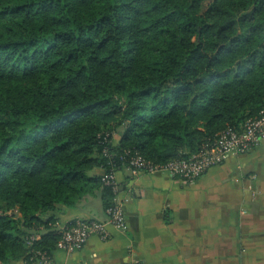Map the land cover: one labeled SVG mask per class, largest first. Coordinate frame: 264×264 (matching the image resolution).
<instances>
[{
    "label": "trees",
    "instance_id": "16d2710c",
    "mask_svg": "<svg viewBox=\"0 0 264 264\" xmlns=\"http://www.w3.org/2000/svg\"><path fill=\"white\" fill-rule=\"evenodd\" d=\"M263 107L264 0H0V264L52 255L84 196L112 205L98 168L187 157Z\"/></svg>",
    "mask_w": 264,
    "mask_h": 264
},
{
    "label": "crops",
    "instance_id": "0c3cea01",
    "mask_svg": "<svg viewBox=\"0 0 264 264\" xmlns=\"http://www.w3.org/2000/svg\"><path fill=\"white\" fill-rule=\"evenodd\" d=\"M116 176L126 227L109 223L108 239L92 234L74 252L56 247L55 264H264V138L194 182L128 167ZM77 218L107 219L100 194L64 207L55 227Z\"/></svg>",
    "mask_w": 264,
    "mask_h": 264
},
{
    "label": "built area",
    "instance_id": "2783aa9c",
    "mask_svg": "<svg viewBox=\"0 0 264 264\" xmlns=\"http://www.w3.org/2000/svg\"><path fill=\"white\" fill-rule=\"evenodd\" d=\"M264 138V107L258 114L250 116L240 126L228 125L220 130L216 136L207 142L193 154L187 157L172 158L163 163H155L147 160L141 153L129 154L127 167L133 173L167 171L173 176L181 177L189 182L196 181L204 171L212 165L218 164L232 154H239L258 145ZM107 150V149H105ZM117 170L103 171L102 179L112 183L118 190ZM106 209L107 219L77 218L61 228V238L58 246L68 252H74L80 248L92 234L99 235L102 239H108L111 231L108 224L116 228H125L127 225L123 203L118 197ZM37 260L44 264H55L51 254L45 251H37ZM84 264H89L85 262Z\"/></svg>",
    "mask_w": 264,
    "mask_h": 264
},
{
    "label": "rangeland",
    "instance_id": "374dc122",
    "mask_svg": "<svg viewBox=\"0 0 264 264\" xmlns=\"http://www.w3.org/2000/svg\"><path fill=\"white\" fill-rule=\"evenodd\" d=\"M206 3H207V1H206ZM120 132L121 131H118V132H115L114 133V138H116L117 139V141H118V137L120 136ZM101 220H103V219H101ZM74 221V220H73ZM63 227V226H62ZM61 229V228H60ZM62 235V234H61ZM61 238V237H60Z\"/></svg>",
    "mask_w": 264,
    "mask_h": 264
}]
</instances>
